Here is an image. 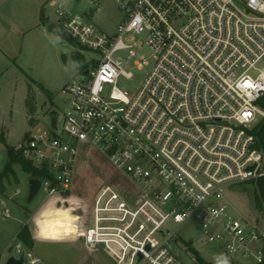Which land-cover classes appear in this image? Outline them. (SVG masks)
<instances>
[{"label": "built area", "instance_id": "1", "mask_svg": "<svg viewBox=\"0 0 264 264\" xmlns=\"http://www.w3.org/2000/svg\"><path fill=\"white\" fill-rule=\"evenodd\" d=\"M106 2L122 15L113 34L93 21ZM57 13L85 66L63 89L65 113L51 128L33 126L18 150L48 172L40 179L46 198L72 192L86 147L130 186L127 193L101 187L77 216L76 236L115 264H183L173 245L182 227L197 223L203 244L235 262L262 264L264 230L234 214L228 194L264 177L253 134L263 114L264 0H90L86 16ZM136 36L151 50L152 66L131 93L118 84L133 78L131 61L139 70L150 65L137 59L144 43ZM5 252L0 264H46L20 239Z\"/></svg>", "mask_w": 264, "mask_h": 264}, {"label": "rangeland", "instance_id": "2", "mask_svg": "<svg viewBox=\"0 0 264 264\" xmlns=\"http://www.w3.org/2000/svg\"><path fill=\"white\" fill-rule=\"evenodd\" d=\"M55 1L0 0V134L5 136L6 144L15 149L25 141L33 126L38 124L51 128V114L62 116L65 113L68 97L63 89L79 80L75 53L68 43L64 27L59 25V35L50 33L48 19L43 21L41 14L43 12L50 17L52 23L60 20L57 13L59 7L67 13L86 16L90 0ZM121 18L117 6L113 2H106L99 8L93 21L99 30L113 34ZM136 40L144 43L137 51V59L144 56L150 65L139 70L134 66V60L131 61L133 78H122L118 83L119 88L131 93L141 88L152 66V53L145 45L144 37L136 36ZM89 56L86 55L87 58ZM127 56L123 52L118 54L122 59H127ZM40 85L49 94L44 93ZM258 121H264V110ZM6 144L0 142V174L8 162ZM76 170L72 192L60 197L58 203L50 204L48 207L51 211L69 210L64 198L76 197L73 211L76 217H80L85 210L91 209L101 187L113 185L126 193L130 189L124 175L93 147H86L81 152ZM14 171L16 175L5 180L6 194L0 195V256L5 253V260L9 257L5 251L19 239V233L26 227L34 241V252L46 264H115L103 251L90 250L76 236L81 228V219L77 229L72 212L69 217L71 235L61 240H35L32 216L52 197L46 198L41 191L32 203H28L31 174L24 172L20 165H15ZM251 182L234 186L228 194V202L234 214L264 230V213L255 206L256 185ZM6 209L10 211L9 217L4 215ZM179 236V243L173 245V253L183 264H201L200 260L214 264L213 258L223 253L215 244L202 243L200 225L197 223L182 227ZM227 257L231 264L235 262L231 256Z\"/></svg>", "mask_w": 264, "mask_h": 264}, {"label": "trees", "instance_id": "3", "mask_svg": "<svg viewBox=\"0 0 264 264\" xmlns=\"http://www.w3.org/2000/svg\"><path fill=\"white\" fill-rule=\"evenodd\" d=\"M42 20L44 21V14L42 13ZM74 60L77 64V67L80 71L84 69V59L80 54H76L74 56ZM41 90L49 94V92L40 85ZM260 106L264 110V99L260 102ZM253 134L257 140V147L264 152V121H261L253 130ZM0 142L6 144V139L3 134H0ZM8 162L6 164L5 170L2 174H0V195H5L7 191V187L5 184V180L12 175H16L14 171L15 165H20L24 172L27 174H31V179H41L48 177V172L45 170L35 168L28 160L25 159L22 151L15 149L13 147H9L6 144ZM256 185V191L254 194V203L257 210L261 213H264V177L251 182ZM19 239L22 240L25 244L30 247H34V241L31 239L30 233L28 229L25 227L19 233ZM201 264H206L200 260ZM208 264V263H207ZM264 264V262L262 263Z\"/></svg>", "mask_w": 264, "mask_h": 264}, {"label": "clouds", "instance_id": "4", "mask_svg": "<svg viewBox=\"0 0 264 264\" xmlns=\"http://www.w3.org/2000/svg\"><path fill=\"white\" fill-rule=\"evenodd\" d=\"M77 199L76 197L64 198V202L69 205V210L60 212H53L48 207L50 204L58 203L59 198L53 197L49 201H46L32 216L33 238L40 241L61 240L71 235L69 217ZM213 259L214 264H231L227 255L223 253L217 254Z\"/></svg>", "mask_w": 264, "mask_h": 264}, {"label": "water", "instance_id": "5", "mask_svg": "<svg viewBox=\"0 0 264 264\" xmlns=\"http://www.w3.org/2000/svg\"><path fill=\"white\" fill-rule=\"evenodd\" d=\"M90 13L92 16H94L95 11L93 9H91ZM59 25H60V22L50 23V25L48 27V31L52 34H57V35L61 34L60 29H59ZM65 52H67V50ZM88 74H89V72L86 71L85 75H88ZM24 146H27V143H25ZM41 186H42V182L40 179H31L29 181V193H28V198H27L28 203H32L34 201V199L39 195V193L41 191ZM22 263H23V259L16 261V260H14V258H11L8 261V264H22ZM233 264H245V263L235 262Z\"/></svg>", "mask_w": 264, "mask_h": 264}, {"label": "crops", "instance_id": "6", "mask_svg": "<svg viewBox=\"0 0 264 264\" xmlns=\"http://www.w3.org/2000/svg\"><path fill=\"white\" fill-rule=\"evenodd\" d=\"M52 1H53V3H56L55 0H52ZM62 9H63V8H62ZM42 13H43V12H42ZM43 14H44V13H43ZM41 17H42V14H41ZM44 18H45V20L48 19V22H47L48 24L52 23V22H51V18H50V17H46L45 14H44ZM53 23H54V22H53ZM68 43H69V42H68ZM69 45H70V44H69ZM65 51H66V50H65ZM67 52H69V50H67ZM74 53H75V52H74ZM76 54H77V53H75V55H76ZM75 55H74V56H75ZM80 55H81V54H80ZM81 56H82V55H81ZM82 57H83V59H84V64H85V58H84V56H82ZM78 70H79V69H78ZM79 71H80V70H79ZM51 115H52V123H54V122L56 121L55 113H52ZM37 122H38V121H37ZM19 146H20V145H19ZM19 146H18V148H19ZM18 148H17V149H18ZM67 209H68V208H67ZM71 212H72L73 216H75V215H74V211L71 210ZM75 218H76V216H75ZM76 219H77V218H76ZM76 221H77V220H76ZM35 240H36V239H35ZM48 241H50V240H48ZM51 241H52V240H51ZM35 242H36V241H35Z\"/></svg>", "mask_w": 264, "mask_h": 264}, {"label": "bare ground", "instance_id": "7", "mask_svg": "<svg viewBox=\"0 0 264 264\" xmlns=\"http://www.w3.org/2000/svg\"><path fill=\"white\" fill-rule=\"evenodd\" d=\"M76 218H77V217H76ZM76 220H78V218H77ZM75 224H76V226H77V229H78V223H77V221H76V223H75ZM78 232H79V230H78Z\"/></svg>", "mask_w": 264, "mask_h": 264}]
</instances>
